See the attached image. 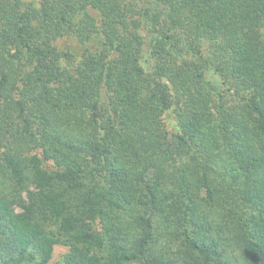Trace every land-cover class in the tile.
Masks as SVG:
<instances>
[{"label": "trees", "instance_id": "1", "mask_svg": "<svg viewBox=\"0 0 264 264\" xmlns=\"http://www.w3.org/2000/svg\"><path fill=\"white\" fill-rule=\"evenodd\" d=\"M55 245L264 264V0H0V264Z\"/></svg>", "mask_w": 264, "mask_h": 264}, {"label": "rangeland", "instance_id": "2", "mask_svg": "<svg viewBox=\"0 0 264 264\" xmlns=\"http://www.w3.org/2000/svg\"><path fill=\"white\" fill-rule=\"evenodd\" d=\"M32 1H36V0H32ZM59 44H60V47L67 44L68 46H71L72 49L77 48L76 43L71 40H66V39L61 40ZM66 251H67V247L63 245H55L53 248L51 259L49 260L48 264H64L63 256L66 253Z\"/></svg>", "mask_w": 264, "mask_h": 264}]
</instances>
